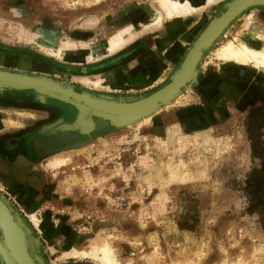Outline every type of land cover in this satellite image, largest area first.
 <instances>
[{
  "label": "rangeland",
  "instance_id": "1",
  "mask_svg": "<svg viewBox=\"0 0 264 264\" xmlns=\"http://www.w3.org/2000/svg\"><path fill=\"white\" fill-rule=\"evenodd\" d=\"M228 1L153 27L154 0H0V50L15 68L31 71L21 73L95 96L143 97L168 82ZM247 22L264 48V8H250L203 53L195 80L146 118L117 129L98 120L102 129L45 158L34 159L31 149L1 150L12 174L1 177L0 195L38 240L43 264H100L93 251L106 244L116 264H264V77L213 57ZM121 29L124 44L105 52ZM167 30L183 31L179 50L158 43ZM153 56L157 76L150 62L145 71L154 79L137 86L132 70ZM1 95L6 139L32 129L49 133L63 107L66 119L75 116L71 106L40 103L30 91ZM58 160L64 163L52 167ZM187 210L197 222L180 230L176 221ZM75 250L87 255L73 256Z\"/></svg>",
  "mask_w": 264,
  "mask_h": 264
},
{
  "label": "water",
  "instance_id": "2",
  "mask_svg": "<svg viewBox=\"0 0 264 264\" xmlns=\"http://www.w3.org/2000/svg\"><path fill=\"white\" fill-rule=\"evenodd\" d=\"M235 1L237 0H229L226 2L223 5V10L206 24L203 30L187 49L177 69L169 76L168 82L146 96L114 99L103 95L95 96L85 91L77 93L73 91L72 86L64 82H59L45 76H35L33 74L14 72L5 69H0V93L3 91H30L35 95L36 100L40 103H42L45 99H51L71 106L75 110V116L69 124L62 127V131L76 133L79 136H88L91 132H93L95 128L94 121L96 120L106 122L109 127L116 129L127 126L141 120L142 117H147L154 113L160 106L171 103L183 88L191 84L197 75V65L200 62L203 53L213 45L216 39L236 17L250 8H264L263 0L252 1L251 3H244L243 5H240L241 7L237 9V12L230 17L227 23L210 40V42L206 44L204 43V45H200L201 47H198L197 50L199 51L197 52V58L193 64L194 75L185 81L174 83L176 77L180 74L187 61V55L190 49L194 46V51L196 46H198L196 45V42L198 44L202 41L201 37L205 34L208 27L211 26V24L218 19L219 16L226 14L230 7L234 5ZM170 86H173L171 92L166 96L162 95L164 90ZM43 88L47 91L44 92ZM60 88L66 90V93H62L61 95H59L60 93L54 94V92H57ZM73 95L76 96V98H74ZM85 99H90L93 101L94 105H88L89 103H86ZM95 104L110 106L113 107V109L100 106L96 107ZM130 107L137 108L129 111ZM124 108L129 112H123ZM153 108L154 110H152ZM79 119H82V122H85L89 127L85 130L74 129ZM0 206L2 210L5 211V218L2 219L0 217V249L6 256L9 264H43L41 259L37 256L39 242L32 235L31 230L26 226L20 214L11 207L2 195H0ZM29 240L30 245H27V241ZM0 257L4 263L1 254Z\"/></svg>",
  "mask_w": 264,
  "mask_h": 264
},
{
  "label": "bare ground",
  "instance_id": "3",
  "mask_svg": "<svg viewBox=\"0 0 264 264\" xmlns=\"http://www.w3.org/2000/svg\"><path fill=\"white\" fill-rule=\"evenodd\" d=\"M156 5L153 10H151V15L149 19V26H159L161 24L162 19L170 20L174 17L180 18L185 17L189 14H192L193 12H197L200 9L205 8L207 5L212 4L214 0H200L199 6H192L190 1L191 0H154ZM252 1L257 0H237L235 1L234 5L230 7L228 12L222 16H219L218 19H216L211 26L208 27L205 34L201 37L202 41L197 44L196 42V48L193 51V47L190 49L188 55H187V61L182 68L180 74L176 77L174 83H179L180 81H185L189 78H191L194 75L193 71V64L197 58V52L199 50L198 47H201L200 45H204V43H209L210 40L221 30V28L227 23V21L230 19L232 15H234L237 12V9H239L244 3H251ZM264 1V0H263ZM126 30H119L115 34L112 35V37L108 41L107 51L113 52L121 47V45L124 44L125 39L124 35L126 34ZM129 33V32H128ZM262 38V37H261ZM260 38V39H261ZM107 45V44H106ZM57 55V54H56ZM216 61L222 64H230L234 67H243V66H250L251 69L258 70L262 73L264 77V48L260 47L258 44V36L257 33L254 31L253 24L251 22H247L245 27L243 28V32H240L236 34L230 41H228L226 44H224L222 47H220L215 55L213 56ZM150 72V71H149ZM151 74V72H150ZM36 76V75H35ZM155 75L153 74L152 77ZM34 77V76H31ZM245 79V77H242ZM98 82V81H97ZM95 83V82H94ZM257 83V82H256ZM262 83V82H261ZM48 85V84H46ZM97 86V83H95ZM99 85V84H98ZM45 87V86H44ZM173 86H170L164 92L162 95L166 96L168 95ZM44 89V88H43ZM47 90L44 89V92ZM55 93H66V90L63 88H60ZM46 94V93H45ZM51 95V94H50ZM69 95V94H66ZM57 96V95H56ZM69 97V96H64ZM74 98L76 96L73 95ZM86 103H89L88 105H94L93 101L90 99H85ZM168 104V103H167ZM96 107H107L110 109H113V107L110 106H104L102 104H95ZM150 106V105H147ZM137 107H130L129 111L135 110ZM154 110V108L152 109ZM125 108L123 112H129ZM159 112V111H158ZM153 114V113H152ZM152 116V115H151ZM146 118L142 117L141 119ZM76 126L74 129L76 130H85L89 126L82 122V119H79L77 121ZM67 124H63L59 127L60 130H63V126ZM64 163V161H54L51 163L52 167H59ZM2 204V203H1ZM3 205V204H2ZM0 217L2 219L5 218V211L2 210L0 206ZM7 219V218H6ZM30 219L33 221V223L37 226L38 221L35 217L30 216ZM30 240L27 241V245H30ZM93 256L98 259L100 264H116L115 260L112 255L111 249L108 247V245H103L100 248H98L96 251H93ZM100 254V256L98 255ZM0 254L3 257L4 263L2 261V258L0 257V263L1 264H9L6 256L0 249ZM73 256H85L87 255L86 252L83 251H76L74 253H71Z\"/></svg>",
  "mask_w": 264,
  "mask_h": 264
},
{
  "label": "flooded vegetation",
  "instance_id": "4",
  "mask_svg": "<svg viewBox=\"0 0 264 264\" xmlns=\"http://www.w3.org/2000/svg\"><path fill=\"white\" fill-rule=\"evenodd\" d=\"M72 89L73 91L77 93L81 92V91H77L75 88H72ZM3 101L5 102L6 98ZM27 101L28 100L22 103L23 106H28ZM61 111L63 113L62 115L63 117L60 123L53 125L49 133H46L47 131L45 130V128L44 129L40 128L41 129L40 131L39 129H36V130L32 129L30 131L25 132L24 135L22 136L20 134L14 135L13 136L14 138L11 137V138L6 139L4 148L0 146V153H1V150H9L11 147L13 149L17 148L19 151L23 149L25 152L26 151L28 152L27 149H31L30 156L33 157L34 159L38 157L45 158L46 156H49L51 153L55 151H59L66 147L78 145L82 143L86 136H79L76 133H72V135L70 133H62L64 131L59 129L61 125L69 124L72 121V120L65 118L66 110L64 107L61 109ZM67 113H68V110H67ZM94 122H95L94 132H97L98 129L103 128L101 126L103 125L102 122H99L97 120ZM66 136H69V137L66 138ZM14 155L16 156L18 154H14Z\"/></svg>",
  "mask_w": 264,
  "mask_h": 264
},
{
  "label": "crops",
  "instance_id": "5",
  "mask_svg": "<svg viewBox=\"0 0 264 264\" xmlns=\"http://www.w3.org/2000/svg\"><path fill=\"white\" fill-rule=\"evenodd\" d=\"M156 29V28H154ZM170 31H166L164 33H162V35H160V37L158 38L159 40V44H160V38L164 41V44L166 45L167 44V47H166V50L167 49H170V47H168V44H173L174 43V46L176 45L175 43H180L181 45L185 44V41H186V37L185 35L183 34V31H181L180 33L177 32V33H169ZM167 41V42H165ZM161 47V45H160ZM175 48H177V50H179L180 48L178 46H175ZM164 52V50H163ZM9 54H6L4 51L0 50V69H5V70H9V71H19V72H31L27 69H21L19 67L15 68L14 64L12 62L8 63L9 62ZM157 57L156 56H153L151 58H149V60L142 64V66L140 68H138L135 73L134 70H132V74L135 75V77L137 76V80H136V83H137V86L141 85V86H144L146 84H149L150 81H152V79L154 78H151L148 71H145L147 69V67H149V63L150 62H153V67H154V72L156 73V76H157V71H158V67H157ZM118 68H115L114 69V72L117 70ZM113 71H110L109 73H111ZM154 82V81H153ZM127 83V82H126ZM129 83V82H128ZM122 85V84H121ZM124 85V84H123ZM126 85V84H125ZM4 100V97L2 98V95L0 93V146L2 148L5 147V141H6V137H5V134L7 132V129L10 127L7 125V117H5V113H6V105L5 103H2L1 101ZM15 111V110H14ZM11 167L9 165H6V163L0 159V180H3V179H7V180H10L8 179L12 173H11ZM3 179H2V178ZM5 177V178H4ZM12 180H16V178H11Z\"/></svg>",
  "mask_w": 264,
  "mask_h": 264
},
{
  "label": "trees",
  "instance_id": "6",
  "mask_svg": "<svg viewBox=\"0 0 264 264\" xmlns=\"http://www.w3.org/2000/svg\"><path fill=\"white\" fill-rule=\"evenodd\" d=\"M192 213V214H190ZM197 222V218L192 210H187L179 219L176 221V226L180 230H190L191 226Z\"/></svg>",
  "mask_w": 264,
  "mask_h": 264
}]
</instances>
